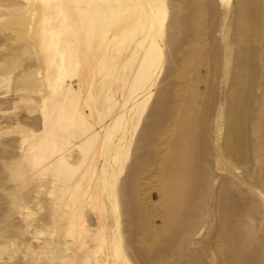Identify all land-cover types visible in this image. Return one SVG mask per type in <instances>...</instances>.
Here are the masks:
<instances>
[{
	"label": "rangeland",
	"instance_id": "1",
	"mask_svg": "<svg viewBox=\"0 0 264 264\" xmlns=\"http://www.w3.org/2000/svg\"><path fill=\"white\" fill-rule=\"evenodd\" d=\"M63 1L0 0V264H264V0Z\"/></svg>",
	"mask_w": 264,
	"mask_h": 264
},
{
	"label": "bare ground",
	"instance_id": "2",
	"mask_svg": "<svg viewBox=\"0 0 264 264\" xmlns=\"http://www.w3.org/2000/svg\"><path fill=\"white\" fill-rule=\"evenodd\" d=\"M64 1H65V3L61 4L59 6L65 8L67 10H70L71 8H74V6H73V3H75L74 1L82 3V4H83V2H86L85 3V7L82 9V11H87L88 9H91V11H93V9H94V11L92 12L93 15H99V14H101L103 12L111 10L110 8H112L113 4L115 6H117L116 3L118 2L117 0H64ZM114 1H116V2H114ZM222 1H225V0H222ZM156 2L160 6L162 4L164 5V1L163 0H144V2L142 0H125L123 2V8L119 9V7H118L117 10H118V12H122V13L125 12L124 14H126V15H135V13H137L136 12L137 10L141 11L142 8H144L145 6L146 7L148 6V9H150L152 7L151 5H153V3L156 4ZM80 6H81V4H80ZM114 10H116V7L114 8ZM74 11H76V10H74Z\"/></svg>",
	"mask_w": 264,
	"mask_h": 264
}]
</instances>
